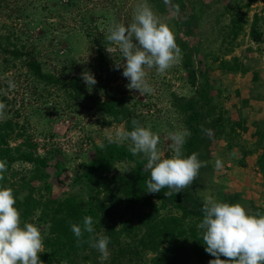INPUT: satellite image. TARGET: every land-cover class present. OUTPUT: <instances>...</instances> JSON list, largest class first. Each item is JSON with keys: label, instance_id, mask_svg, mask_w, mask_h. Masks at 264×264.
<instances>
[{"label": "rangeland", "instance_id": "374dc122", "mask_svg": "<svg viewBox=\"0 0 264 264\" xmlns=\"http://www.w3.org/2000/svg\"><path fill=\"white\" fill-rule=\"evenodd\" d=\"M187 1V7L183 9L197 14L198 23L195 24L198 28L194 30L193 36H186V41L189 45L202 42V52L194 55V59L199 61L203 71L208 72V80L213 84L214 100L218 104L217 113L223 109L226 123L225 132L220 137L215 138L213 128H207L210 132L204 134L210 140V153L206 161L212 167L217 159H221L225 166L221 170L206 169L203 173L205 183L208 184L212 178L219 190L226 193L235 186L234 189L240 193L241 205L250 214L264 215V39L259 43L250 35L256 14L260 17L259 25L264 32V0H243V4L252 2L249 8L244 7L242 10V0H237L239 4L235 0ZM79 2L80 8L66 5V0H11L12 9L0 8V42L3 46H8L7 43H16L19 47L27 45V49H34L35 56L46 71L62 74L64 78L81 76L83 71L94 74L97 83L91 91L86 86L82 104L77 105V101L69 98L64 90L38 82L25 66L26 58L15 60L2 49L0 103L6 105V117H14L21 126L26 127L24 133L37 145L38 153H51L52 166L47 169V180L52 185L53 197L63 199L75 195L88 200L90 190L87 181H77L76 178L83 176L86 170L84 164L95 157L96 144L105 145L109 134L114 137L116 131L128 129L125 123L119 124L110 116L91 108L93 102L87 95L93 94L101 99H106L110 93L126 97L127 103L136 115L141 116L146 128L160 136L158 147L164 157L171 158L174 153L169 133L188 130L184 122L185 115L174 102L180 97L188 99L194 96L195 88L189 83L181 47L179 62L165 73L159 74L155 68L147 69L146 79L153 91L140 95L137 90L127 88L130 81L123 76L124 69H115V60L124 62L118 49L112 46L115 49L113 57L106 51L108 42H101L108 59L107 65L102 67L99 45L94 38L86 36L85 31L93 26H99L98 32H104L105 35L113 23L127 26L133 22L137 5L146 2L161 22L171 27L175 38L184 40L185 33L177 34L174 30L176 16L173 12H163L151 0ZM90 11H94L91 13H94V18L97 14L96 19L88 18V15L91 16ZM239 11L246 13V21L238 39L232 41L228 33L233 26L232 19ZM183 17L181 10L180 17L176 19L181 20ZM98 32L94 30L95 35ZM206 54L207 58L204 56ZM236 59L250 67V71L246 74L227 72L222 62L236 64ZM255 72H259L258 80L253 76ZM10 81L14 87L10 86ZM244 99L248 102L245 103ZM240 120H244L247 130L235 126L236 131L233 132V121ZM26 137L12 140V145L23 143ZM94 140L96 144H93ZM122 146L128 148V143ZM25 148L28 149L27 146ZM243 151L246 152L245 157ZM136 157L144 158L142 154ZM134 165L128 160L121 161L117 163L114 173H130ZM14 170L19 175L29 177L34 166L16 162ZM229 174L234 178L232 183L223 180ZM42 193L46 194L44 190ZM201 195L216 199L210 188L201 190ZM169 212L171 210H163V213ZM35 221L28 223L38 226L45 236L48 226ZM190 252L188 264H209L199 261L194 250Z\"/></svg>", "mask_w": 264, "mask_h": 264}, {"label": "trees", "instance_id": "16d2710c", "mask_svg": "<svg viewBox=\"0 0 264 264\" xmlns=\"http://www.w3.org/2000/svg\"><path fill=\"white\" fill-rule=\"evenodd\" d=\"M66 1L68 6L78 8L81 6L79 0ZM151 1L163 12H170V7L165 5L164 0ZM235 2L239 4L237 0ZM251 2L243 4L242 0L240 10L244 7L249 8ZM172 4H178L184 15L181 20L174 17V30L177 34L185 33L184 40L177 37L176 41L184 54L183 64L189 83L195 88L194 96L188 99L180 97L174 102L184 113V122L191 132V136L184 144L183 157L198 153V159L206 161L210 153V140L201 131V126L204 129L213 128L215 138L220 137L221 133L225 132L226 126L224 112L221 109V112L217 113L218 104L214 100L213 84L208 80V72L203 71L199 61L194 59V55L202 52V42L189 45L186 41V36H193L194 30L198 28L195 24L198 23L197 14L183 9L187 7V0H172ZM226 7L229 9V5ZM0 8L12 9L11 0H0ZM92 12L94 11H90V14ZM235 14L236 17L232 19L233 26L228 33L232 41L238 39L246 21V13L239 11ZM88 16L93 19L94 13ZM96 16L97 14L94 19ZM254 19L250 35L254 41L260 43L263 42L264 32L259 25V15L256 14ZM98 29L99 26H93L85 32L86 36L94 38L95 43L99 45V59L103 67L108 62L101 45V42H105L106 35L104 32L99 33ZM94 30L98 32L97 35ZM7 45L3 46L0 42V49L9 53L15 60L26 58L25 66L38 82L47 87L56 86L64 90L69 98L76 100L77 105L82 104L81 99L84 97L87 85L81 76L64 78L62 74L57 75L46 71L43 63L35 56L34 49H27L25 44L21 47L16 43H7ZM204 56L207 58L208 54ZM222 66L230 73L246 74L250 71V67L238 59L236 64L223 61ZM253 76L255 80H258L259 72H255ZM48 95L52 96L49 92ZM87 98L93 102L91 108L110 116L119 124L125 123L128 131L133 128V119L146 127L141 116L136 115L129 106L126 97H117L110 93L107 94L106 99L98 98L93 94L87 95ZM244 101L248 102L247 99ZM17 114H19L18 111ZM233 124V132L236 131L235 126L247 130L244 120L233 121ZM24 130L26 127L21 126L14 117L5 116L3 120H0V160L7 162L8 169L0 185L13 190L17 200L15 206L21 213L22 225L36 220L38 224L48 226L44 236V252L39 254L43 264H188L191 250H194L196 257L203 263H209L215 259L205 251L206 245L197 228L203 219L204 197L201 195V190L210 188L218 202L241 204L240 193L234 189L235 186L226 193L219 190L212 178L208 184L205 183L203 173L208 168L213 170L215 166L211 167L208 163L207 167H202L192 186L174 193L171 197L165 196L167 188L158 193H148L147 181L150 179V171L144 170L147 164L145 158L141 159L132 155L128 148L116 143H106L101 148L94 143L96 142L94 140L95 157L84 164L86 170L83 176L76 178L77 181L82 179L87 181L90 190L89 199L84 200L75 195L61 199L53 197L52 185L47 180L49 177L47 169L52 166L51 153L47 155L38 153L37 145L31 138L26 137ZM24 137L26 139L23 143L17 146L12 145V140ZM232 146L233 144L229 148ZM242 154L243 157L246 156L245 151ZM125 160L135 163L131 172L115 174L117 163ZM243 160L244 158L241 161ZM16 162L31 163L34 166L29 177L19 175L20 173L14 170ZM227 176L223 180L232 183L233 176L230 174ZM33 182L40 184L36 185ZM42 190L46 194H43ZM163 210H171V212L163 213ZM85 216L93 218L98 236L103 235L110 239L108 245L110 254L106 260H101V254L95 248L89 247L87 243L78 246L77 238L71 231L70 222L80 224ZM84 239H87V234ZM220 259H226V257L221 256Z\"/></svg>", "mask_w": 264, "mask_h": 264}, {"label": "clouds", "instance_id": "9594fccd", "mask_svg": "<svg viewBox=\"0 0 264 264\" xmlns=\"http://www.w3.org/2000/svg\"><path fill=\"white\" fill-rule=\"evenodd\" d=\"M176 18L180 17L178 4L164 0ZM107 53L114 57L115 49L124 58L123 63L115 60V69H124L123 76L130 82L129 90H137L140 95L151 94L153 89L147 82V69L155 68L163 74L174 67L180 60L181 49L176 43L171 27L161 22L152 8L145 2L138 4L133 22L125 26L113 23L105 37ZM81 79L89 91L97 80L90 71H83ZM11 87L15 85L10 81ZM6 116V105L0 103V120ZM132 130L120 129L115 136H107L108 143L123 145L128 143L129 152L143 155L147 160L145 171H150L147 192L158 193L167 188L165 196L171 197L193 185L202 167L207 161L198 159V153L183 157V146L191 132L187 129L169 133L173 155L165 158L158 147L160 136L150 128L132 120ZM201 131L208 135L210 130L201 126ZM104 147L103 144L100 145ZM224 163L215 161V168L221 170ZM7 162L0 160V181L5 179ZM13 190L0 185V264H43L40 253L44 252V236L41 229L33 223L25 222L22 226L21 213ZM203 219L197 225L200 230L205 251L214 256L209 264H264V215L250 214L241 204L218 202L212 196L204 198ZM71 231L78 241V246L87 243L101 254V260L109 256V237L99 235L94 228L91 216H85L82 223H71ZM87 234V239H84ZM221 256L226 259H220Z\"/></svg>", "mask_w": 264, "mask_h": 264}]
</instances>
